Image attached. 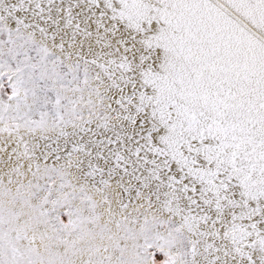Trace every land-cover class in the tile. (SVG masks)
I'll return each mask as SVG.
<instances>
[{
    "label": "snow or ice",
    "instance_id": "snow-or-ice-1",
    "mask_svg": "<svg viewBox=\"0 0 264 264\" xmlns=\"http://www.w3.org/2000/svg\"><path fill=\"white\" fill-rule=\"evenodd\" d=\"M0 264H264V0H0Z\"/></svg>",
    "mask_w": 264,
    "mask_h": 264
}]
</instances>
